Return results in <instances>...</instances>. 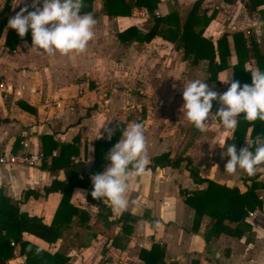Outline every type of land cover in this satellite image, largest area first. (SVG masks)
Masks as SVG:
<instances>
[{
	"label": "crops",
	"instance_id": "crops-1",
	"mask_svg": "<svg viewBox=\"0 0 264 264\" xmlns=\"http://www.w3.org/2000/svg\"><path fill=\"white\" fill-rule=\"evenodd\" d=\"M17 2L0 0V83L11 86V92L0 97V155L38 149L44 157L32 167L0 165V194L15 201L19 212L37 216L45 225L56 224L60 231L50 242L24 232L21 240L47 254H57L64 264H155L160 250L159 264H264V175L225 172L230 157L222 154L227 144H234L232 130L225 129L212 111L208 131L201 133L182 109L184 84L204 80L218 93L230 87L234 33H241L249 57L245 68L256 69L251 45L264 52V0H158L155 18L174 12L181 29L188 13L204 16L208 23L195 24V33L201 29L200 36L214 46L225 35L227 65L217 72L216 80L208 78L205 59L192 64L191 56H183L175 41L159 35L172 27L167 21L158 23L148 41L122 42L118 38L132 26L142 34L151 28L153 18L144 7L133 8L129 15L111 16L104 12L101 0H91L89 11L84 0L81 13L90 12L97 21L86 51L49 55L31 47V30L23 39L17 33L6 40L8 20L32 0ZM214 60L218 62L216 54ZM227 74L229 83L221 82ZM134 121L144 125L150 163L143 175L129 182L127 210L114 211L106 199L89 202L86 190L74 187L58 215L61 193L43 194V188L53 180L66 182L68 174L82 178L89 173L95 143L109 141L104 124L118 136L117 143L123 129ZM248 130L236 147L238 152L251 142ZM224 141L225 148H221L218 143ZM21 142L28 147L24 149ZM62 145H72L75 153L70 160L74 164L56 160ZM159 156L175 161L154 165ZM187 158L201 178L235 188L240 194L252 191L254 199L243 206L253 213L243 219L249 231L240 237L213 235L214 217L207 213L193 223L194 206L200 198L194 204L189 197L204 190L207 183L192 179ZM79 163L82 167L76 166ZM108 164H99L89 180ZM29 189L38 197L29 195L21 201ZM223 223L235 224L227 219ZM9 246L11 255L0 264H27L19 240L10 238Z\"/></svg>",
	"mask_w": 264,
	"mask_h": 264
},
{
	"label": "trees",
	"instance_id": "trees-1",
	"mask_svg": "<svg viewBox=\"0 0 264 264\" xmlns=\"http://www.w3.org/2000/svg\"><path fill=\"white\" fill-rule=\"evenodd\" d=\"M102 8L104 12L111 16L117 15H129L133 8L144 7L149 15L153 18V25L145 33H140L133 26L126 28L118 34V38L124 41H148L157 32V25L159 22L167 21L171 28H167L165 32H160V36L168 41H175L176 47L182 48V54L185 57L191 56V63L195 64L199 59H205L207 61L206 72L208 78L216 80V74L218 71L223 70L226 67V57L228 55V49L226 48L225 35H222L217 41L215 46L208 39L200 36L201 29H198L196 33L194 32V25L199 23L206 25L209 18L204 16H193L188 13L181 24V29L179 28V23L176 17V13L172 12L164 18H155L154 10L156 9L158 0H101ZM91 0H86V10L89 11ZM83 8L81 9V11ZM194 17V18H193ZM17 34L16 30L9 28L6 33V40L9 37ZM241 33L233 34V48L235 53V62L230 66L232 70V80H237L240 82L241 86L244 84L251 85L252 77L251 70L245 68V62L249 59L246 48L243 44ZM19 37L15 38V41ZM215 54L218 57V62L214 60ZM251 55L254 59V64L256 68L264 71V52H260L255 44L251 45ZM213 107L211 111H215L220 107L218 101H213ZM244 113L239 114V123L235 130H232V140L231 142L238 147L248 130V137L253 141L256 136H264V121L257 120L255 122H248L244 118ZM234 131V132H233ZM117 137L113 134L109 141L107 142H96L93 149V167L89 173L83 174L82 178H78L76 174H68L65 181L53 180L48 186L43 188V194L59 191L62 196V203L60 201L57 209L58 215L63 211L61 207L63 202L67 201V198L74 187L84 188L86 190V199L89 202L97 203L99 200L93 199L91 196V191L93 190L92 181L89 180L88 175L95 172L97 166L101 163H109L107 160V155L110 151V147L116 144ZM100 147V149H99ZM254 150V146L253 149ZM75 153L72 145H62L60 147L59 155L56 157L58 162L74 164L70 160V154ZM63 155L65 156L63 158ZM161 158L162 161H157ZM154 158V165H171L175 160L168 159L167 156H159ZM186 166L188 167L189 175L196 182L207 183L206 187L202 191H194L189 200L196 201L200 198L199 203L194 206V218L193 223H197L200 220L202 214L207 213L209 216L214 217V221L210 227V233L213 235H218L223 233L225 235L240 237L245 231L250 230L249 224L244 222V217L248 214L243 208L244 202L248 199H254L251 190L244 193H238L235 188H227L212 182L211 180L201 178L196 171L191 167L190 161L186 159ZM66 171L71 169L66 168ZM29 195L38 197L32 190H26L22 194L21 201L27 199ZM188 198V197H187ZM187 201L190 203V201ZM212 200V203L210 201ZM205 203L206 206L200 205ZM56 209V210H57ZM65 213V212H64ZM57 215V213H56ZM68 217L62 218V222H67ZM227 217V218H226ZM227 219L229 222L235 223L233 226L223 223V220ZM65 220V221H64ZM4 231L2 234L1 232ZM27 233L35 237L41 238L46 242L53 241L58 237L60 231L56 224L45 225L41 219L37 216H28L23 212L18 211V206L15 201H11L9 198L0 194V263L3 259L8 258L11 255V249L9 246V239H18L20 242L21 253L25 254V261L27 264H37L39 261L41 264H64L63 258H58L57 254H47L41 251L38 255L36 254V247L31 246L27 242L21 240V233ZM31 249V250H29ZM162 255V250L159 251L155 264L160 263V258ZM58 259V260H57Z\"/></svg>",
	"mask_w": 264,
	"mask_h": 264
},
{
	"label": "clouds",
	"instance_id": "clouds-1",
	"mask_svg": "<svg viewBox=\"0 0 264 264\" xmlns=\"http://www.w3.org/2000/svg\"><path fill=\"white\" fill-rule=\"evenodd\" d=\"M29 7L33 10L29 11ZM83 7L84 0H32L30 5L25 4L8 20V27L16 30L22 39L31 30V47L36 51L42 50L49 55L57 51L61 55L80 54L86 51L89 41L94 38L97 23L92 13H81ZM250 72L251 85L241 86L239 81L232 80L223 93L210 89L200 79L184 84L182 109L186 119L199 132H207L213 113L212 102L218 101L220 107L215 116L225 129L235 130L241 113L245 114L243 119L248 122L264 121V71L256 68ZM219 80L229 83L228 74ZM103 127L110 139L113 129L105 124ZM225 141L218 143L221 148H225ZM225 149L222 155L230 157L225 164V172L235 174L240 170L249 177L258 173L264 175V136L258 135L253 141H248L239 152L234 144H227ZM147 151L144 125L135 121L129 123L123 129L119 142L107 155L110 164L106 170L91 177L93 199H106L114 211H126L129 182L132 177L143 175L150 163ZM41 251L43 249L36 248L37 255Z\"/></svg>",
	"mask_w": 264,
	"mask_h": 264
},
{
	"label": "built area",
	"instance_id": "built-area-1",
	"mask_svg": "<svg viewBox=\"0 0 264 264\" xmlns=\"http://www.w3.org/2000/svg\"><path fill=\"white\" fill-rule=\"evenodd\" d=\"M11 92L10 85H3L0 83V97H5L6 94ZM16 94H19V91H15ZM22 147L25 149L28 147L26 142H21ZM44 155L41 150L38 149H27L21 153L12 154V153H3L0 155V165L12 166L21 164L27 167H32L39 164ZM252 212H248V216H252ZM13 245V242H10Z\"/></svg>",
	"mask_w": 264,
	"mask_h": 264
},
{
	"label": "water",
	"instance_id": "water-1",
	"mask_svg": "<svg viewBox=\"0 0 264 264\" xmlns=\"http://www.w3.org/2000/svg\"><path fill=\"white\" fill-rule=\"evenodd\" d=\"M76 166H77V167H82V164L79 163V164H76Z\"/></svg>",
	"mask_w": 264,
	"mask_h": 264
},
{
	"label": "rangeland",
	"instance_id": "rangeland-1",
	"mask_svg": "<svg viewBox=\"0 0 264 264\" xmlns=\"http://www.w3.org/2000/svg\"><path fill=\"white\" fill-rule=\"evenodd\" d=\"M125 76V75H124Z\"/></svg>",
	"mask_w": 264,
	"mask_h": 264
}]
</instances>
